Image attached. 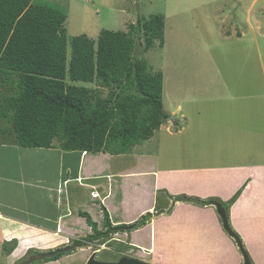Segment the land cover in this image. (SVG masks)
Masks as SVG:
<instances>
[{"label":"crops","instance_id":"1","mask_svg":"<svg viewBox=\"0 0 264 264\" xmlns=\"http://www.w3.org/2000/svg\"><path fill=\"white\" fill-rule=\"evenodd\" d=\"M211 100L189 98L192 111L178 105L180 121H167L171 130L165 122L151 138L118 155L0 142V264H17L29 250L54 251L75 241L83 246L41 264H87L90 257L97 263L126 257L144 264H243L211 200L225 210L251 263L264 264V101L246 93ZM212 111L223 114L205 121ZM200 126L208 134L216 128L208 140L215 144L212 153L194 152ZM160 132L171 139L164 138L161 148L153 143ZM92 192L98 196L92 198ZM94 207L101 222L92 216ZM101 207L112 227L149 217L131 232L84 243L91 230L78 212L101 229ZM12 243L4 254L2 246Z\"/></svg>","mask_w":264,"mask_h":264},{"label":"trees","instance_id":"2","mask_svg":"<svg viewBox=\"0 0 264 264\" xmlns=\"http://www.w3.org/2000/svg\"><path fill=\"white\" fill-rule=\"evenodd\" d=\"M66 19V11L53 4L0 0V142L22 148L127 153L151 138L168 118L162 103L163 77L150 72L135 51L137 45L143 52L150 50L155 41L163 45V18H137L126 32L102 30L96 41L80 35L69 43ZM75 82L109 89L108 95L101 98L100 89ZM209 202L219 206L216 200ZM101 211V229L87 213L78 212L91 230L84 243L131 232L149 217L112 227L105 209ZM14 245L4 244L2 252ZM81 246L75 241L54 251L29 250L17 264L56 261ZM87 264L144 263L126 257L97 263L90 257Z\"/></svg>","mask_w":264,"mask_h":264},{"label":"rangeland","instance_id":"3","mask_svg":"<svg viewBox=\"0 0 264 264\" xmlns=\"http://www.w3.org/2000/svg\"><path fill=\"white\" fill-rule=\"evenodd\" d=\"M35 2L53 4L66 11L64 27L68 43L73 37L80 35L96 41L102 30L126 32L127 26L135 24L137 18L148 19L150 16L163 18V45L155 41L150 50L143 52L139 45L135 50L136 56L147 62L150 72L162 73L163 111L168 115L163 124L167 121L173 124L171 118L180 121L178 105H183L182 111H192L191 105L186 102L189 98L212 101L213 98L218 100L227 95L246 93L251 96L258 94L264 101V0H35ZM66 84H70L68 79ZM73 84L91 90L100 89L96 84L82 82ZM98 91L101 98H106L109 89ZM241 105L243 108V103ZM236 107L237 101L232 102L231 109L234 110ZM218 113L207 112L204 120L211 119ZM169 122L166 124H169L168 129L171 130ZM204 128L200 126L197 129L199 134L197 133L196 140L199 138L201 141H197L195 153L201 150L213 152L211 147L215 144L208 140L211 131L216 128L210 127L209 134L203 133ZM217 130L219 131L218 128ZM156 137L152 142L160 148L162 142L171 140L162 132ZM182 147H186V144ZM206 153L208 154L207 151ZM134 163L140 164V161ZM157 163L162 166L163 161ZM78 192L82 200L87 199L85 191ZM72 208L75 210L78 207L73 204ZM95 209L96 212H93L92 216L97 222H101L98 218L99 210Z\"/></svg>","mask_w":264,"mask_h":264},{"label":"water","instance_id":"4","mask_svg":"<svg viewBox=\"0 0 264 264\" xmlns=\"http://www.w3.org/2000/svg\"><path fill=\"white\" fill-rule=\"evenodd\" d=\"M216 210L221 219L223 229L234 239L235 243L237 244L243 258V264H252L247 253L244 251L238 236L230 229L225 210L221 206H216Z\"/></svg>","mask_w":264,"mask_h":264},{"label":"built area","instance_id":"5","mask_svg":"<svg viewBox=\"0 0 264 264\" xmlns=\"http://www.w3.org/2000/svg\"><path fill=\"white\" fill-rule=\"evenodd\" d=\"M91 195H92V197H97L98 196V194L97 193H91Z\"/></svg>","mask_w":264,"mask_h":264},{"label":"clouds","instance_id":"6","mask_svg":"<svg viewBox=\"0 0 264 264\" xmlns=\"http://www.w3.org/2000/svg\"><path fill=\"white\" fill-rule=\"evenodd\" d=\"M93 193V192H92ZM95 198V197H94Z\"/></svg>","mask_w":264,"mask_h":264}]
</instances>
